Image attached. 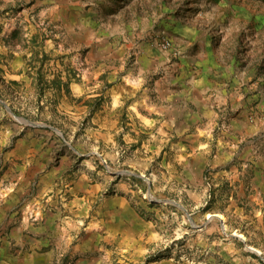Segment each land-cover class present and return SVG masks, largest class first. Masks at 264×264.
<instances>
[{
	"label": "rangeland",
	"instance_id": "rangeland-1",
	"mask_svg": "<svg viewBox=\"0 0 264 264\" xmlns=\"http://www.w3.org/2000/svg\"><path fill=\"white\" fill-rule=\"evenodd\" d=\"M114 4L0 0V177L18 167L81 226L120 218L107 264H264V0H225L209 46L246 109L239 131L226 113L201 128L134 117L90 55Z\"/></svg>",
	"mask_w": 264,
	"mask_h": 264
},
{
	"label": "crops",
	"instance_id": "crops-1",
	"mask_svg": "<svg viewBox=\"0 0 264 264\" xmlns=\"http://www.w3.org/2000/svg\"><path fill=\"white\" fill-rule=\"evenodd\" d=\"M113 1L112 19L98 31L101 40L90 55L118 78L134 117L167 128H201L226 113L232 130H245L246 109L238 108L237 92L226 87L230 76L209 47L213 33L226 25L225 0ZM157 30L180 47L179 58L153 46ZM199 133L196 143L204 141ZM246 142L251 150L254 141ZM259 150L264 153V146ZM17 170L0 177V264H107L102 256L113 247L105 244L120 240L124 222L85 227L76 216L46 209L41 189L31 190L28 174Z\"/></svg>",
	"mask_w": 264,
	"mask_h": 264
},
{
	"label": "built area",
	"instance_id": "built-area-1",
	"mask_svg": "<svg viewBox=\"0 0 264 264\" xmlns=\"http://www.w3.org/2000/svg\"><path fill=\"white\" fill-rule=\"evenodd\" d=\"M152 44L159 51L164 52L172 58H179L182 51L178 45L163 30H157L152 36Z\"/></svg>",
	"mask_w": 264,
	"mask_h": 264
},
{
	"label": "water",
	"instance_id": "water-1",
	"mask_svg": "<svg viewBox=\"0 0 264 264\" xmlns=\"http://www.w3.org/2000/svg\"><path fill=\"white\" fill-rule=\"evenodd\" d=\"M20 120L24 121V122H27L29 123L30 125H39L37 122H34V121H28L22 117H18Z\"/></svg>",
	"mask_w": 264,
	"mask_h": 264
}]
</instances>
